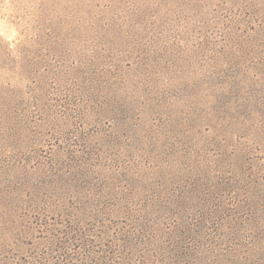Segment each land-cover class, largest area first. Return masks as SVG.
<instances>
[{"label":"rangeland","instance_id":"rangeland-1","mask_svg":"<svg viewBox=\"0 0 264 264\" xmlns=\"http://www.w3.org/2000/svg\"><path fill=\"white\" fill-rule=\"evenodd\" d=\"M0 264H264V0H0Z\"/></svg>","mask_w":264,"mask_h":264}]
</instances>
